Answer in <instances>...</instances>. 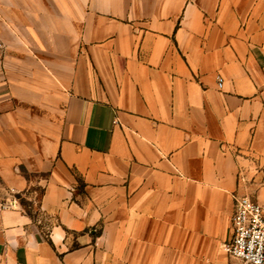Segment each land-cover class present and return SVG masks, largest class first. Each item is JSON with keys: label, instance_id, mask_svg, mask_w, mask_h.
<instances>
[{"label": "crops", "instance_id": "crops-1", "mask_svg": "<svg viewBox=\"0 0 264 264\" xmlns=\"http://www.w3.org/2000/svg\"><path fill=\"white\" fill-rule=\"evenodd\" d=\"M263 159L264 0H0V264H240Z\"/></svg>", "mask_w": 264, "mask_h": 264}, {"label": "built area", "instance_id": "built-area-1", "mask_svg": "<svg viewBox=\"0 0 264 264\" xmlns=\"http://www.w3.org/2000/svg\"><path fill=\"white\" fill-rule=\"evenodd\" d=\"M217 84L221 89V77H218ZM233 200V234L224 246L225 251L245 264H264V204L246 195L235 194ZM18 206L17 197L0 205L2 209H16Z\"/></svg>", "mask_w": 264, "mask_h": 264}, {"label": "rangeland", "instance_id": "rangeland-1", "mask_svg": "<svg viewBox=\"0 0 264 264\" xmlns=\"http://www.w3.org/2000/svg\"><path fill=\"white\" fill-rule=\"evenodd\" d=\"M245 194L254 201H258L264 204V159L255 161L254 164L250 166L245 176L244 181ZM40 194L39 190H36ZM19 202L25 206L29 207L30 203L26 200L24 194L16 195ZM29 209V208H28ZM240 264H244L240 262Z\"/></svg>", "mask_w": 264, "mask_h": 264}]
</instances>
